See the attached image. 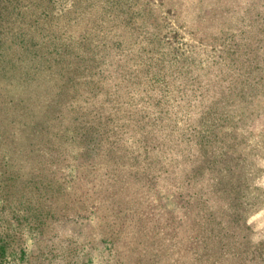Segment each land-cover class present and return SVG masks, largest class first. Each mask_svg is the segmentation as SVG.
Returning a JSON list of instances; mask_svg holds the SVG:
<instances>
[{
  "label": "rangeland",
  "instance_id": "rangeland-1",
  "mask_svg": "<svg viewBox=\"0 0 264 264\" xmlns=\"http://www.w3.org/2000/svg\"><path fill=\"white\" fill-rule=\"evenodd\" d=\"M68 1L80 6L84 20L73 37L92 32L91 38L115 48L118 54L111 57L120 59L115 65L121 70L108 85L128 84L116 88L125 103L101 126L104 137L115 140L125 123L149 115L160 117L153 131L159 137L186 142L196 133L200 109L190 87L179 82L205 69L211 106L220 118L215 137L227 147L209 152L216 170L200 177L190 172L203 167L199 149L161 145L152 153L162 158L146 173L143 159L134 160L131 152L140 145L124 132L128 142L116 141L124 159L113 167L117 182L109 190L92 178L101 163L85 159L79 144L67 155L54 148L43 156L45 163L26 157L21 183L7 181L11 190L0 233L12 243L0 264H264V0ZM151 57L160 64L151 66ZM60 65L73 70L81 63L53 68ZM151 72L173 75L172 82L145 86L142 77ZM73 115H66L69 129L78 125ZM44 122L45 117L36 125L39 131ZM169 154L175 157L167 163ZM44 168L51 169L45 181L34 180ZM134 169L139 176L123 179ZM149 172L159 177L148 178ZM111 208L124 211L123 222L113 226L119 229L114 239L106 234L114 221ZM201 234L213 238L205 257L203 242L193 240Z\"/></svg>",
  "mask_w": 264,
  "mask_h": 264
},
{
  "label": "trees",
  "instance_id": "trees-1",
  "mask_svg": "<svg viewBox=\"0 0 264 264\" xmlns=\"http://www.w3.org/2000/svg\"><path fill=\"white\" fill-rule=\"evenodd\" d=\"M46 1L0 0V213L5 210V195L11 190L8 182L21 183V179L25 177L23 165L26 157L34 160L39 158L37 162L45 163L43 156H48L55 150L54 148L65 151L63 155H67L68 150L79 144L85 159L92 158L101 163L100 173L91 172L93 180L96 179L99 185L111 189L117 182L112 176L113 167L124 159L117 149L116 141L128 142L121 136L124 132L132 136V142L140 145L134 146L131 152L135 153L134 160L143 159L146 173L151 164L158 163L162 158L163 155L152 153L161 145L181 147L184 144H190L195 148L194 151L199 149L202 153L203 167L199 171H195L194 167L190 172H199L200 177H203V173L216 170V162L209 152L215 151V147L223 151L227 144L224 139L215 137L218 126L216 119L220 118L214 112L211 97L209 98L211 90L209 70L195 71L190 78L183 75L181 83L179 82L180 86L190 87L192 90L190 97L196 99V105L200 109L195 123L196 133H191L186 142L184 140L178 142L168 136H161L165 138V141H161V137L153 132L159 126L160 117L149 115H139L140 120L125 123L120 129L123 133L119 131L115 135V140L104 137L101 126L109 122L111 116L125 103L121 96L116 94V88L128 87L126 81L122 80L108 85L114 73L121 70L115 65L120 59L114 61L111 57L118 53L115 48L103 46L97 39L91 38L92 32L78 33L77 37H73V32L84 23V20H79L82 11L80 6H76V2L50 0V6H45ZM54 1L60 6L52 8L51 4ZM81 47L84 48L85 55L80 60H74L78 59L77 51ZM71 60L81 63V66L73 70L62 65L53 68L56 63L70 64ZM151 60H153L151 66L160 64L156 57H151ZM172 77L173 75L151 72L142 77L141 83L146 86L151 81L172 82ZM125 91H122L124 95ZM68 112L76 114L70 116H75L78 122L73 129L65 125L66 117H69L66 116ZM44 117L45 122L39 131L36 125H39ZM136 127L138 129L135 131ZM145 131L149 134H145ZM38 133L49 139V145L38 141ZM82 140L84 144L79 142ZM171 157L174 160L175 155L169 157L166 155L167 163ZM63 160L65 159H61V162ZM125 164L126 162L122 166ZM8 166L11 171L6 169ZM135 170H128L123 179L139 176L136 174L140 171ZM45 172L49 173L51 169L39 170L33 177L34 180L45 181L47 177ZM58 172L54 171V176ZM82 174L79 177H82ZM153 174L155 173L149 172L148 178H152L150 176ZM155 176L159 177L158 174ZM212 176L208 175L207 178L210 179ZM143 178L144 176L140 175V179ZM110 211H113L114 221L107 226L106 234L114 239L119 229L113 226L120 223L124 211L115 208H111ZM2 235L0 233V258L4 257L12 243ZM197 239L203 242L204 257L208 256L206 251L213 245V238L201 234L195 236L193 240ZM198 254L200 253L196 252L195 255Z\"/></svg>",
  "mask_w": 264,
  "mask_h": 264
}]
</instances>
